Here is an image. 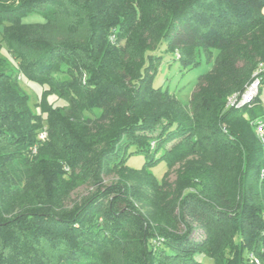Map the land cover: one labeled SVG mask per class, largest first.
<instances>
[{"label":"trees","instance_id":"trees-1","mask_svg":"<svg viewBox=\"0 0 264 264\" xmlns=\"http://www.w3.org/2000/svg\"><path fill=\"white\" fill-rule=\"evenodd\" d=\"M126 1L0 0V264H264V111L226 107L264 60V0ZM162 51L211 63L188 103L154 85Z\"/></svg>","mask_w":264,"mask_h":264},{"label":"rangeland","instance_id":"rangeland-1","mask_svg":"<svg viewBox=\"0 0 264 264\" xmlns=\"http://www.w3.org/2000/svg\"><path fill=\"white\" fill-rule=\"evenodd\" d=\"M123 7H130L131 4L125 0ZM149 16L150 27L148 29H142L141 34L147 43H154L156 36V28L160 26L162 19L165 17L164 9L160 8L158 4L153 3L151 10L147 12ZM145 18V16L143 17ZM42 17L38 14H30L23 17L25 22H34L41 20ZM139 18L137 21H140ZM146 19V18H145ZM5 25L0 23V57L5 58L13 70L18 73L19 68L15 59L11 55L8 45L3 38V31ZM86 31H82V36L85 35ZM165 46H163L164 48ZM164 55L163 63L160 67L159 73L156 76L154 85L163 86V88H168L171 93L175 94L182 102L188 103L192 93L196 89V81L198 76L202 73L207 72L211 68V63L207 62L206 58L203 56L200 60L201 62L196 67H185L182 61L175 59V53L171 51H162ZM21 76V75H20ZM19 85L22 90L29 95L30 101L29 105L33 111L40 112V102L42 98V93L44 86L41 84L29 80L26 77H19ZM259 102L255 104L252 108H246L245 113L250 111H264V92L261 93ZM48 101L56 105H65V101L58 99L57 95L51 93L48 95ZM136 147H130V151H134ZM128 164L133 167L140 169L145 164V155L142 153H133L129 159ZM167 170L166 163L160 161L152 167V171L155 173L156 177L161 180ZM176 172L172 171L170 174V179L175 180ZM111 179H106V183H109ZM90 187L88 185L80 186L74 193V196L85 195L88 193ZM196 237H201V233L196 232Z\"/></svg>","mask_w":264,"mask_h":264},{"label":"built area","instance_id":"built-area-1","mask_svg":"<svg viewBox=\"0 0 264 264\" xmlns=\"http://www.w3.org/2000/svg\"><path fill=\"white\" fill-rule=\"evenodd\" d=\"M111 39L112 41L114 40L113 35ZM262 92H264V60H260L257 63L251 79L245 84L244 88L228 96L226 107L235 109L250 108L259 102ZM256 130L258 135L264 140V121L262 119L256 121ZM38 138L40 141H45L48 138V129L46 127L39 132ZM37 149V144L31 148L33 154L37 153ZM251 257L257 264L260 263L253 255Z\"/></svg>","mask_w":264,"mask_h":264}]
</instances>
